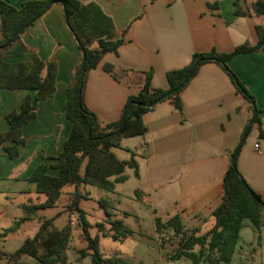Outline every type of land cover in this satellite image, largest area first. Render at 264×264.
I'll return each instance as SVG.
<instances>
[{
  "label": "crops",
  "instance_id": "obj_1",
  "mask_svg": "<svg viewBox=\"0 0 264 264\" xmlns=\"http://www.w3.org/2000/svg\"><path fill=\"white\" fill-rule=\"evenodd\" d=\"M1 1L18 9L24 2L42 0ZM75 1L81 9L72 23L85 48H95L99 39L121 41L115 52L104 54L83 78L84 104L101 125L120 119L127 98L137 95L147 74L153 89H166V73L188 66L194 54L211 50L229 54L244 44L255 46L258 42L255 26L263 21L262 17L235 16L234 0ZM253 2L245 0L242 5L249 7ZM208 4L217 6L209 8ZM34 57L54 65V93L37 103L34 118L22 126L23 144L15 146L17 155H8L5 148L14 147L10 141L0 147V242L7 241L18 230H27L26 222L36 221L35 232L27 237L32 238L40 219H49L36 212L28 220L20 221L24 217L22 207L45 202L44 195L43 201L34 203L30 199H16L29 193L41 195L35 192V185L28 178L43 158H54L61 153L72 130L71 122L65 117L67 89L72 73L82 62V53L66 24L61 4L51 5L4 52V61L8 63L30 62ZM105 66L112 67V72H105ZM227 67L246 87L254 104L236 91L220 65L207 62L198 67L179 93L180 110L171 99L158 103L141 116L143 134L123 137L118 147L109 148L125 164L121 174L125 180L114 183L109 193L138 203V209L151 222V239L157 244L151 251L159 260L150 263L139 260L137 264H194L189 259L176 258L177 251L171 253L173 246L163 244L155 219L164 225L178 216L187 236L205 235L214 225L211 213L220 202L223 176L235 151L239 174L264 202V51L236 55L227 62ZM27 95L32 97L34 93L0 89V133L8 130L5 116L18 111L21 99ZM256 110L259 113L253 121ZM131 161L134 167L126 165ZM86 163L85 159L79 169L81 176ZM47 174L56 176L57 171L48 170ZM114 179L110 177L109 181ZM84 187H79L82 199L89 197ZM73 190L68 186L63 190L65 193L62 191L66 205ZM61 196L56 206H61ZM16 211L22 213L20 218H15ZM130 216L123 212L125 219ZM122 222L132 235L116 242L123 243L135 236L143 239L141 230L137 232ZM95 224H90L91 228ZM243 224L239 239L247 232L245 243L254 262L262 246L264 226L255 231L249 224ZM67 225L70 227L68 247L79 248L83 242L79 220ZM254 239L258 240L257 249L252 247ZM1 248L7 254L13 253ZM198 251L197 246L192 250Z\"/></svg>",
  "mask_w": 264,
  "mask_h": 264
},
{
  "label": "trees",
  "instance_id": "obj_2",
  "mask_svg": "<svg viewBox=\"0 0 264 264\" xmlns=\"http://www.w3.org/2000/svg\"><path fill=\"white\" fill-rule=\"evenodd\" d=\"M245 0H234V15L237 17H262V24L255 26L258 42L255 46L241 45L229 54H218L214 50L208 53L194 54L188 66L166 73L168 87L153 89L150 86V74L137 95L127 98L120 119L115 123L101 125L85 106L83 100V84L80 89L79 79L84 69L87 71L96 67L102 56L115 52L121 41L98 40L93 49L84 47L81 37L75 29L72 19L80 11V4L75 0H42L27 1L16 9L5 1L0 0V89L26 90L34 95H27L21 99L18 111H11L5 116L8 130L0 133V147L10 141L13 148H5L10 157L17 155L15 146L23 144L21 128L35 116V107L40 100L50 97L54 93V65L44 63L37 57L30 62L8 63L4 61V52L7 43L14 42L18 36L31 27L53 4H61L64 8L65 20L68 28L78 42V48L84 54V61L72 73L67 89V106L65 117L71 122L72 130L63 144L61 153L54 158H43L33 170L28 181L35 185V192L46 197L45 202L36 205H24L22 211L25 221L35 216L38 210L54 208L64 188L73 187L72 199L67 206L79 213V223L86 246L79 251L82 258L89 257L92 264H120L118 259L103 258L99 250V237H107L112 241H122L132 235L122 220L107 221L109 229L105 230L104 223H96L97 234L90 235V224L84 220L78 208L83 195L79 192L82 185L92 186L107 192H112L114 183L125 180L122 176L124 163L119 162L109 148L118 147L123 137L137 136L144 133L141 122L143 113L154 108L158 103L171 99L175 107L180 110L179 93L188 81L195 75L198 67L207 62H214L222 67L231 79L236 91L248 102L254 104V99L246 87L228 69L227 62L239 54H251L264 51V0H254L249 7H244ZM217 5L208 4L209 8ZM17 34V35H16ZM16 37L12 39V37ZM105 72H112V67L105 66ZM255 111L253 121L257 120ZM237 151L230 158V164L223 176L222 196L218 206L211 216L213 227L203 236H185V230L178 216L170 218L164 225L155 219V228H168L174 235H182L176 252V258H186L194 264H229L239 239L240 230L244 221L250 227L259 231L264 226V202L246 184L236 168ZM87 160L83 175L79 169L84 160ZM51 161V163H49ZM127 166L134 167L128 162ZM48 170H56L57 175L47 174ZM115 177L114 181H109ZM99 207L104 210L107 220L111 217L114 204L109 198L98 201ZM53 218L40 219V226L32 238H26L22 245L13 253L8 254L13 262L19 261L22 256L33 258L38 264H66V250L69 244L70 227L64 226L57 230L52 225ZM15 224L14 226H16ZM199 247L198 253L193 248ZM24 264V263H21Z\"/></svg>",
  "mask_w": 264,
  "mask_h": 264
},
{
  "label": "rangeland",
  "instance_id": "obj_3",
  "mask_svg": "<svg viewBox=\"0 0 264 264\" xmlns=\"http://www.w3.org/2000/svg\"><path fill=\"white\" fill-rule=\"evenodd\" d=\"M250 0H247L249 2ZM240 81V80H239ZM85 192L89 193V197L86 199H81L78 208L81 211L83 218L89 224L94 225L95 223H104L105 230L109 229V224L107 221L113 220H123L125 224L129 227L133 228L135 231L140 232L143 234V239L138 238L135 236L131 240L126 242H114L110 238L107 237H99V250L102 253L103 258H110L111 260L118 259L120 260V264H127L126 262L129 261L130 264H137L139 260L144 262H151L153 260H159V257L156 258L157 254L152 252L151 249L156 247V241L151 239L152 235V225L149 223V218L146 214L141 212L138 208V203L135 200H130L121 196L117 198L114 195H111L109 192L105 190H101L92 186L86 185ZM64 190V189H63ZM66 190V189H65ZM64 193L66 191H63ZM68 192H71L68 191ZM64 193L61 196V206H56L55 208L39 210L37 211L39 215L44 216L45 218H53L52 225L57 230L62 229L65 225L70 222H74V220H79V213L76 212L74 209L69 208L66 205V195ZM37 197H39L38 201H36ZM103 198H109L115 204V209H113L111 213V217L107 220L104 210L99 207L98 201ZM30 199L31 202H40L44 200L42 195H35L33 193H29L26 195H19L16 201L19 200H27ZM24 203H26L24 201ZM32 205V204H31ZM130 213V217L126 219L123 217V212ZM15 218H20L22 213L15 212ZM212 219V218H211ZM149 223V224H148ZM244 223L249 224L248 221H244ZM36 221L26 222L24 224L27 230H18L10 235V238L5 242H0V264H38L33 258L28 256H22L19 261L13 262L10 260L9 255L3 252V249L7 252H15L23 243L24 239L31 236V232L36 230L37 226ZM75 227L78 228L77 224ZM170 232H167V231ZM246 231V230H244ZM35 232V231H34ZM90 235L93 236L96 234L95 227L90 229ZM159 234L162 235L160 239L163 244L167 243L170 246H173V250L171 253H174L179 248V243L182 240V235H174L172 230L168 228L160 229ZM252 233V232H251ZM253 235V233H252ZM185 234L184 237H186ZM248 237L247 232H243L242 238L237 241L235 252L233 254L232 260L230 264H241V263H253V264H264V236L261 242L262 246L259 247L260 253L254 259L249 257V247L246 245V239ZM167 238V239H165ZM253 239V238H252ZM80 247L77 246H70L66 250V257L67 263L66 264H92L89 257L82 258L79 255V251L84 249L86 244L85 242H81ZM77 247V248H76ZM252 247L258 248V240H252ZM242 249V250H241ZM122 253V254H121ZM127 254L128 256L124 255ZM145 255V257H139V255ZM128 257V258H127ZM126 260V261H125ZM166 264V263H165ZM180 264V263H176Z\"/></svg>",
  "mask_w": 264,
  "mask_h": 264
},
{
  "label": "water",
  "instance_id": "obj_4",
  "mask_svg": "<svg viewBox=\"0 0 264 264\" xmlns=\"http://www.w3.org/2000/svg\"><path fill=\"white\" fill-rule=\"evenodd\" d=\"M17 35V34H16ZM16 35H14L13 37H12V39L11 40H13L15 37H16ZM10 45V42L9 43H7L6 45H5V47H7V46H9ZM84 61V54H82V62ZM83 78H84V69L82 70V73H81V76H80V79H79V86H80V89H81V87H82V84H83Z\"/></svg>",
  "mask_w": 264,
  "mask_h": 264
},
{
  "label": "built area",
  "instance_id": "obj_5",
  "mask_svg": "<svg viewBox=\"0 0 264 264\" xmlns=\"http://www.w3.org/2000/svg\"><path fill=\"white\" fill-rule=\"evenodd\" d=\"M257 148H258V146H257V145H255V146H254V149H255V150H257Z\"/></svg>",
  "mask_w": 264,
  "mask_h": 264
}]
</instances>
